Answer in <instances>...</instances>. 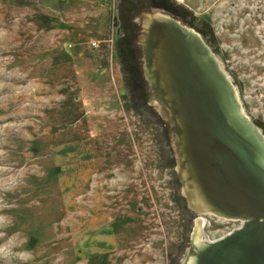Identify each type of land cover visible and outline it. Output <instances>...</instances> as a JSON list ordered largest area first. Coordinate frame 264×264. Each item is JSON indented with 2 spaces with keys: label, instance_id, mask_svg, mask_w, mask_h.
Instances as JSON below:
<instances>
[{
  "label": "rangeland",
  "instance_id": "rangeland-1",
  "mask_svg": "<svg viewBox=\"0 0 264 264\" xmlns=\"http://www.w3.org/2000/svg\"><path fill=\"white\" fill-rule=\"evenodd\" d=\"M170 1L183 18L0 0V264H186L196 228L202 243L240 226L191 206L167 112L128 90L120 12L199 33L264 135V0Z\"/></svg>",
  "mask_w": 264,
  "mask_h": 264
},
{
  "label": "water",
  "instance_id": "water-1",
  "mask_svg": "<svg viewBox=\"0 0 264 264\" xmlns=\"http://www.w3.org/2000/svg\"><path fill=\"white\" fill-rule=\"evenodd\" d=\"M147 88L167 112L191 206L242 225L194 245L186 264H264V135L202 36L164 14L137 41Z\"/></svg>",
  "mask_w": 264,
  "mask_h": 264
},
{
  "label": "trees",
  "instance_id": "trees-1",
  "mask_svg": "<svg viewBox=\"0 0 264 264\" xmlns=\"http://www.w3.org/2000/svg\"><path fill=\"white\" fill-rule=\"evenodd\" d=\"M158 10L165 11L175 17L183 18L182 8L176 6L170 0H149ZM135 5L130 6V10H134ZM138 11L134 15H128L120 12V20L123 26V36L118 40V49L121 59V64L124 71L129 76L127 87L131 97L138 100L141 106L148 105L150 97L146 81L142 72L140 62V50L137 45L141 27L136 24L135 18L138 16ZM185 17V16H184Z\"/></svg>",
  "mask_w": 264,
  "mask_h": 264
},
{
  "label": "bare ground",
  "instance_id": "bare-ground-1",
  "mask_svg": "<svg viewBox=\"0 0 264 264\" xmlns=\"http://www.w3.org/2000/svg\"><path fill=\"white\" fill-rule=\"evenodd\" d=\"M230 220H232V219H230ZM234 221H236V220H234ZM237 222H238V221H237ZM238 223H240V222H238ZM199 225H200V226H199L200 228L203 227V225H204V221L201 220V221L199 222ZM241 225H242V223H240V226H241ZM240 226H238L237 228H239ZM203 242H204V241H203ZM208 242H210V241H208Z\"/></svg>",
  "mask_w": 264,
  "mask_h": 264
}]
</instances>
